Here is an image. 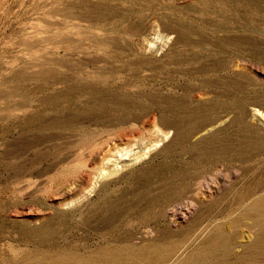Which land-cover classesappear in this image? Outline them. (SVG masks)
<instances>
[{"label":"rangeland","instance_id":"rangeland-1","mask_svg":"<svg viewBox=\"0 0 264 264\" xmlns=\"http://www.w3.org/2000/svg\"><path fill=\"white\" fill-rule=\"evenodd\" d=\"M0 264H264V0H0Z\"/></svg>","mask_w":264,"mask_h":264},{"label":"bare ground","instance_id":"bare-ground-1","mask_svg":"<svg viewBox=\"0 0 264 264\" xmlns=\"http://www.w3.org/2000/svg\"><path fill=\"white\" fill-rule=\"evenodd\" d=\"M123 149V148H122ZM144 153V152H143ZM146 153V152H145ZM125 155V154H124ZM129 154L127 153L125 156H124V158H122L121 160H129V157H127ZM114 159V158H113ZM109 161V160H108ZM117 162V161H116Z\"/></svg>","mask_w":264,"mask_h":264}]
</instances>
